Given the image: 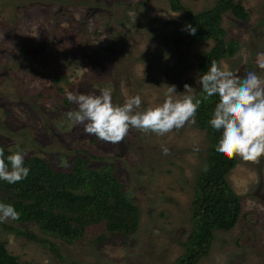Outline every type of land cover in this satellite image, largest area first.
Masks as SVG:
<instances>
[{
    "label": "rangeland",
    "instance_id": "1",
    "mask_svg": "<svg viewBox=\"0 0 264 264\" xmlns=\"http://www.w3.org/2000/svg\"><path fill=\"white\" fill-rule=\"evenodd\" d=\"M235 1L249 16L223 13L230 49L217 64L241 78L255 72L264 80V0ZM180 2L200 11L216 0ZM212 44L186 38L184 12L173 11L168 0H0V141L56 169L69 170L77 156L87 167L112 165L140 210L129 237L98 244L93 240L102 224L88 226L74 244L43 235L62 258L5 230L3 224L18 225L15 220L0 222V240L18 264H171L183 255L194 188L206 163L205 133L191 122L163 136L130 127L120 143L104 142L67 118L76 105L66 94L98 95L108 88L114 105L139 95L140 110L162 104L166 86H176L174 98L185 84L193 94L200 86L199 59ZM236 159L228 180L241 197V215L230 230L214 232L208 254L195 264H264V156Z\"/></svg>",
    "mask_w": 264,
    "mask_h": 264
},
{
    "label": "trees",
    "instance_id": "2",
    "mask_svg": "<svg viewBox=\"0 0 264 264\" xmlns=\"http://www.w3.org/2000/svg\"><path fill=\"white\" fill-rule=\"evenodd\" d=\"M168 1L173 11L184 12L186 38L190 41H213L199 59V76L207 72L212 60L218 63L229 53L227 33L221 25L223 13L229 11L240 20L249 16L244 6L235 0H216L212 7L200 11L185 8L180 0ZM186 25L196 29L194 35ZM54 80L59 81V78ZM191 95L201 99L195 125L205 133L209 146L191 201L193 226L182 244L183 255L171 264L197 263L208 254L214 232L233 228L242 212L241 197L228 180V173L236 166L237 159L217 153L222 130L213 129L209 123L219 97L214 95L204 100L201 85ZM0 148L4 150L5 162L8 163L7 156L14 152L7 150L1 141ZM87 165L86 159L77 156L69 170H61L41 157L26 158L24 167L30 170L26 178L14 184L0 180V203L11 204L19 213V219L15 220L18 225L3 224L5 230L47 246L57 258L62 256L56 245L44 236L74 244L88 226L99 224L104 225V231L93 240L98 244L113 236L133 235L138 229L140 210L125 196L123 182L113 174L112 165L101 168ZM205 166L207 171H204ZM29 224H34L38 232L31 230L27 226ZM6 243V240H0V264H18L17 256L8 251Z\"/></svg>",
    "mask_w": 264,
    "mask_h": 264
},
{
    "label": "clouds",
    "instance_id": "3",
    "mask_svg": "<svg viewBox=\"0 0 264 264\" xmlns=\"http://www.w3.org/2000/svg\"><path fill=\"white\" fill-rule=\"evenodd\" d=\"M186 27L191 30L190 34H195V28ZM259 67L264 69V60ZM84 70L87 69H81ZM197 83L201 85L204 100L214 95L219 97L209 121L213 129L222 130L217 153L229 159L239 157L245 162H258L264 156V80L255 72H248L241 78L212 60ZM166 87L164 102L144 110H140L139 95L126 98L123 105H114L108 88L101 89L98 95L68 92L67 99L76 105V110L69 111L67 118L82 125L86 134L112 144L123 141L130 127L163 136L186 123L194 124L201 99L187 94L193 88L185 84L184 93L174 98L176 86ZM162 151L165 155L169 152L166 147ZM6 159L8 163L0 148V180L14 184L28 176L30 170L24 167L25 154L19 149ZM207 170L205 166L204 171ZM8 219H19V213L11 204L0 203V222Z\"/></svg>",
    "mask_w": 264,
    "mask_h": 264
}]
</instances>
